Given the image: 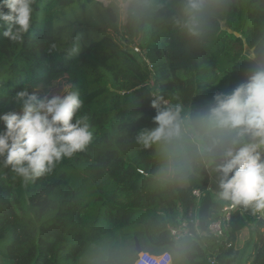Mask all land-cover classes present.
Here are the masks:
<instances>
[{"label": "trees", "instance_id": "1", "mask_svg": "<svg viewBox=\"0 0 264 264\" xmlns=\"http://www.w3.org/2000/svg\"><path fill=\"white\" fill-rule=\"evenodd\" d=\"M122 2L120 27L113 3L35 0L23 41L0 36V115L20 111L15 95L26 86L43 96L61 78L79 92L77 115L92 133L35 179L0 158V264H133L136 239L143 252H169L172 264H264L259 212L237 205L214 236L231 204L218 197L217 178L202 167L162 175L158 148L137 140L156 126L157 96L200 107L264 61V0H213L199 35L183 26L187 0ZM185 222L190 235L177 239L171 231Z\"/></svg>", "mask_w": 264, "mask_h": 264}, {"label": "clouds", "instance_id": "2", "mask_svg": "<svg viewBox=\"0 0 264 264\" xmlns=\"http://www.w3.org/2000/svg\"><path fill=\"white\" fill-rule=\"evenodd\" d=\"M34 3L0 0V36L22 42L32 25ZM214 6L213 0H187L183 26L191 35H199ZM15 102L19 112L0 115V158L25 180L51 172L62 157L91 142L86 118L77 115L83 101L71 87L63 94L41 96L26 86L16 93ZM151 106L156 126L141 130L137 140L146 149L158 148L160 174L186 178L202 167L217 178L221 200L264 211V61L206 105L186 110L157 96Z\"/></svg>", "mask_w": 264, "mask_h": 264}, {"label": "built area", "instance_id": "3", "mask_svg": "<svg viewBox=\"0 0 264 264\" xmlns=\"http://www.w3.org/2000/svg\"><path fill=\"white\" fill-rule=\"evenodd\" d=\"M139 49L136 48V51L138 52ZM156 97V95H154ZM167 105H169V102L166 101ZM196 196H200V192L196 191L194 193ZM237 206H233L230 204L224 209V218L222 221L215 222L211 225L210 230L211 233L216 236L220 237L223 235V225L224 222L229 223L231 221L232 212L236 209ZM188 225L187 223H183L182 227L180 229H173L172 235L176 238L190 235L188 232ZM173 259L170 253L165 252L159 255H155L149 252H142L141 254H138V258L135 260L133 264H172Z\"/></svg>", "mask_w": 264, "mask_h": 264}, {"label": "rangeland", "instance_id": "4", "mask_svg": "<svg viewBox=\"0 0 264 264\" xmlns=\"http://www.w3.org/2000/svg\"><path fill=\"white\" fill-rule=\"evenodd\" d=\"M101 1H103L105 4L113 3V4H116L118 7H120V27H122V22H123L124 17H125V5L123 4L122 0H101ZM139 51L140 50H138V52ZM65 87H67L66 83L63 80H61V78H57V79L53 80L52 85H50V87L46 88L45 90H40V91L43 93V95H45V94L57 95V94H55L56 92L58 94H63V90ZM210 176L212 177V179H214L213 178L214 176L211 174V172H210ZM216 186L217 185H216L215 181H213V187H216ZM260 212L262 213V216L264 217V211H260ZM188 232H189V230H188ZM179 238H177V239H179Z\"/></svg>", "mask_w": 264, "mask_h": 264}, {"label": "water", "instance_id": "5", "mask_svg": "<svg viewBox=\"0 0 264 264\" xmlns=\"http://www.w3.org/2000/svg\"><path fill=\"white\" fill-rule=\"evenodd\" d=\"M136 251L138 254H141L143 252V249H142L138 239H136Z\"/></svg>", "mask_w": 264, "mask_h": 264}, {"label": "crops", "instance_id": "6", "mask_svg": "<svg viewBox=\"0 0 264 264\" xmlns=\"http://www.w3.org/2000/svg\"><path fill=\"white\" fill-rule=\"evenodd\" d=\"M261 215H262V213L261 212H259Z\"/></svg>", "mask_w": 264, "mask_h": 264}]
</instances>
